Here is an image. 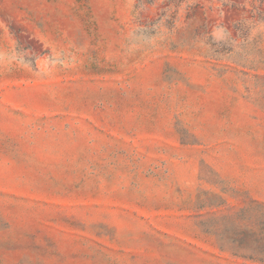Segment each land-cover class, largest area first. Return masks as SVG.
Wrapping results in <instances>:
<instances>
[{"label": "rangeland", "instance_id": "obj_1", "mask_svg": "<svg viewBox=\"0 0 264 264\" xmlns=\"http://www.w3.org/2000/svg\"><path fill=\"white\" fill-rule=\"evenodd\" d=\"M263 216L264 0H0V264H264Z\"/></svg>", "mask_w": 264, "mask_h": 264}, {"label": "trees", "instance_id": "obj_2", "mask_svg": "<svg viewBox=\"0 0 264 264\" xmlns=\"http://www.w3.org/2000/svg\"><path fill=\"white\" fill-rule=\"evenodd\" d=\"M232 224L233 227L226 231L228 242L222 248L237 256L264 263V216L260 222H249L244 227Z\"/></svg>", "mask_w": 264, "mask_h": 264}]
</instances>
